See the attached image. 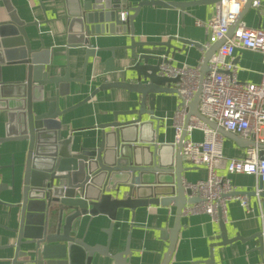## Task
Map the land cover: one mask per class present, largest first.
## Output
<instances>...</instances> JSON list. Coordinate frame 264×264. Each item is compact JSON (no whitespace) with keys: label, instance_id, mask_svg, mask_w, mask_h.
Returning <instances> with one entry per match:
<instances>
[{"label":"water","instance_id":"1","mask_svg":"<svg viewBox=\"0 0 264 264\" xmlns=\"http://www.w3.org/2000/svg\"><path fill=\"white\" fill-rule=\"evenodd\" d=\"M62 1L63 15L58 20L65 21L67 45L86 48L83 63L86 67L90 59L98 57V52L104 50L93 46V38L121 33L133 36L134 20L145 5L175 7L185 11L188 6L221 0H139L134 3L130 0ZM252 1L246 0L245 6H250ZM2 2L9 13V19L0 21V71L3 65H27L24 80L7 82L0 75V117L4 114L6 119L0 144L25 142L27 154L22 182L17 185L13 177L10 188L11 196L15 197L18 192L22 196L18 226L12 229L15 234L14 242L7 245L13 250V264H92L96 252L106 255L108 249L107 246L90 245L78 235L77 222L83 216L106 213L111 219H115L122 207L136 208L160 204L176 206L175 223L169 231L170 243L162 262L170 264L182 225V210L188 204L198 201L197 197H189L191 190L187 188L185 172L192 168L184 167L182 150L191 116H197L239 146L258 147L261 156L264 154V143H257L256 136L246 139L224 130L201 114L198 107L201 97L199 88L189 105L187 121L178 140L176 158L173 162L164 158V146L159 148L157 144L160 128V123L157 122L159 118L154 114L157 95L178 92V88L169 85L178 83L180 79L178 76L168 77L161 74V66L173 65L171 56L183 49L172 40L196 44L190 39L175 36H170L167 41L153 42H141L133 38L129 45L119 47L131 51L129 57L134 63L127 67L114 65L115 48H112L113 55L104 62V72L122 71L125 79L118 82H102L83 101L65 110L61 109L60 98L69 93L70 81L74 80L70 76V69L67 68L62 76L50 75L48 54L51 49L45 47L42 40L39 48L33 47L26 30L30 25L39 27L42 22L26 23L14 9L12 0ZM242 17L241 11L230 28L228 37L234 34ZM223 41L224 39L218 41L207 51L202 79L210 70L211 54L218 50ZM136 45L145 48L163 47L165 51H136ZM51 87L53 94L46 96ZM113 87H122L135 93L137 106L129 111L114 112L112 121L98 126L103 134L101 146L73 150L70 145L71 136L63 139L62 133L67 129V125H63L62 116L91 100L101 90ZM49 140V144H43ZM1 175L0 172V178ZM167 175L171 179H164ZM6 189L8 185L0 181V195ZM0 205L13 207L1 196ZM219 221V241L213 243L211 256L205 261L206 264H215V246L242 239L238 234L228 237L224 219L220 218ZM114 224L115 222L108 233ZM262 235L263 233L257 234L261 241V252L264 249ZM131 254L132 251L127 246L123 252L113 255V258L117 261L116 264H129L128 256Z\"/></svg>","mask_w":264,"mask_h":264},{"label":"crops","instance_id":"2","mask_svg":"<svg viewBox=\"0 0 264 264\" xmlns=\"http://www.w3.org/2000/svg\"><path fill=\"white\" fill-rule=\"evenodd\" d=\"M136 1L139 0H130L131 3ZM162 1L187 2L192 0ZM12 4L19 17L26 23L42 22L39 27L30 25L26 27V30L30 35L33 47L39 48L40 40H42L45 47L51 49L48 54L50 75L62 76L67 68L70 69V76L74 80L70 81L69 93L60 98V107L64 110L83 101L102 82H118L125 79L122 71L105 73L104 62L112 57L111 49L115 48L113 63L116 67H127L133 64V60L129 57L131 51L119 48L129 45L133 38L141 42L167 41L170 36L190 39L196 44H184L178 40H172L174 44L183 49L176 52L170 59L175 66L198 65L201 62L202 48L206 44L208 33L206 27L197 22L205 23L217 11L219 4L223 5L224 9L227 8L225 0L188 6L185 11L175 7L163 8L157 5H145L134 20L135 33L133 36L121 33L117 35L104 34L93 38V46L97 49L104 48V50H100L98 57L90 59L87 66L84 67L86 48L83 46L82 48L69 47L65 33V21L64 19L58 20L63 15L62 0H41V2L39 0H12ZM242 13V23L251 28L264 29V0H261L258 8L252 4L247 7L244 3ZM8 19L9 13L0 0V21ZM213 46L214 44L208 50L210 51ZM136 51L163 53L165 48H145L136 45ZM234 62L237 66L235 74L239 80L260 82L263 69L260 52L248 48L238 49ZM201 66L203 69V63ZM0 75L7 82L24 80L27 75V65L18 63L12 66L3 65ZM177 85L178 83H171L169 86L177 88ZM51 94H53V87L46 92V96ZM136 97L135 93L122 87L101 90L91 100L62 116L63 125H67V129L62 133L63 139L71 136L70 145L76 151L101 146L103 134L98 126L112 121L114 112L134 109L138 103ZM179 101L178 92L158 94L154 112L159 118L157 122L160 123L157 144L159 148L164 146L162 148L163 156L172 162L176 158L178 145L174 113L178 108ZM4 117V114L0 117V136L4 135L3 126L6 121ZM191 132L189 137L193 140L202 141L204 139V131L195 128ZM244 138L250 139L249 137ZM262 138H264V128H261L259 133V142ZM49 142L50 140L43 144H49ZM48 148L46 147V149ZM222 148L228 158H244L248 151V147L239 146L235 141L225 136H223ZM26 155L25 142L14 141L0 144V172L2 173L0 181L8 185V189L3 191L0 196L13 205V207L0 205V264H13V250L7 245L14 242L15 234L12 229L18 226L19 204L22 196L19 192L15 197L11 196L10 188L13 177L16 179L17 185L22 182ZM183 159L184 167L192 168L185 172L187 183L207 177L206 167L190 163L184 155ZM220 173L229 177L237 195L247 194L252 211L247 212L242 202L235 196L228 200L223 218L228 230V237H235L238 234L242 239L234 240L226 245L215 246L213 248L215 264H264V249L262 252L259 250L261 241L257 236L264 232V220L259 214L257 197L255 193H252L255 192L259 182L252 174L229 173L226 167L221 168ZM164 179L171 178L167 175ZM247 192H251L250 195ZM175 213L176 206L160 204L136 208L122 207L118 210L115 219H111L106 213L87 214L77 222L78 235L90 245L107 246L108 254L96 252L92 264H116L117 261L113 255L123 252L127 246L132 251V254L128 256L129 264H162L164 254L169 247L168 235L175 223ZM113 222H115L113 229L108 233ZM181 223L170 264H206L205 261L211 256L213 243L219 241L217 236L221 233L220 221L213 220L206 213H195L193 215L183 214Z\"/></svg>","mask_w":264,"mask_h":264},{"label":"built area","instance_id":"3","mask_svg":"<svg viewBox=\"0 0 264 264\" xmlns=\"http://www.w3.org/2000/svg\"><path fill=\"white\" fill-rule=\"evenodd\" d=\"M227 8L219 4L217 11L205 23L208 38L202 48L201 62L198 65L175 66L163 64L161 74L168 77L178 76L179 105L175 111V132L180 139L188 117L189 105L195 93L201 88L199 111L207 119L215 122L224 130L231 131L241 137L256 136L264 128V29L251 28L240 22L234 34L228 37L230 28L240 15L246 0H225ZM261 0H253L252 6L258 8ZM221 3V2H220ZM126 14L123 19L125 20ZM223 44L210 57V70L202 76V63L206 51L218 41ZM248 48L260 52L263 59V69L259 83L241 81L236 77L235 53L238 49ZM198 128L204 131V139L195 141L189 136L192 130ZM187 138L183 144V155L190 163L207 169V177L192 183H186L191 190L190 198L198 201L188 204L182 210L185 215L206 213L213 220L224 218L228 200L235 196L242 202L247 212L252 211L247 194L237 195L234 184L229 177L220 173L221 168H227L229 173L252 174L259 184L255 195L260 209V217L264 220V154L260 155L258 147H250L244 158H228L222 148L223 135L209 124L192 115L187 127ZM264 234V232H263Z\"/></svg>","mask_w":264,"mask_h":264}]
</instances>
